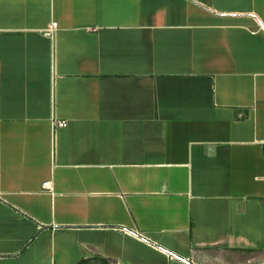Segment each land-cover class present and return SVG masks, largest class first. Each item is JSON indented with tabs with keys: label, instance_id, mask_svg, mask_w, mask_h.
Instances as JSON below:
<instances>
[{
	"label": "crops",
	"instance_id": "0c3cea01",
	"mask_svg": "<svg viewBox=\"0 0 264 264\" xmlns=\"http://www.w3.org/2000/svg\"><path fill=\"white\" fill-rule=\"evenodd\" d=\"M82 260L264 264V0H0V264Z\"/></svg>",
	"mask_w": 264,
	"mask_h": 264
},
{
	"label": "built area",
	"instance_id": "2783aa9c",
	"mask_svg": "<svg viewBox=\"0 0 264 264\" xmlns=\"http://www.w3.org/2000/svg\"><path fill=\"white\" fill-rule=\"evenodd\" d=\"M56 27H57V23L56 22H52V24L50 25V27L47 30L48 34L52 33L55 30ZM66 125H67V121H65V120H61V121L58 122V126H62L63 127V126H66ZM43 185H44L45 188H50L51 182L50 181H46V182H44Z\"/></svg>",
	"mask_w": 264,
	"mask_h": 264
},
{
	"label": "trees",
	"instance_id": "16d2710c",
	"mask_svg": "<svg viewBox=\"0 0 264 264\" xmlns=\"http://www.w3.org/2000/svg\"><path fill=\"white\" fill-rule=\"evenodd\" d=\"M87 262H89V260H82V261L80 262V264H85V263H87Z\"/></svg>",
	"mask_w": 264,
	"mask_h": 264
}]
</instances>
